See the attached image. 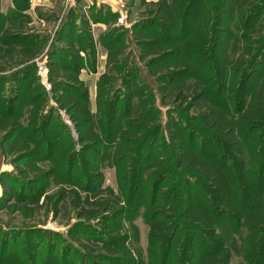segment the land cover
<instances>
[{"label": "rangeland", "instance_id": "rangeland-1", "mask_svg": "<svg viewBox=\"0 0 264 264\" xmlns=\"http://www.w3.org/2000/svg\"><path fill=\"white\" fill-rule=\"evenodd\" d=\"M97 3L0 0V264H264L245 222L264 122L244 118L264 93V0H122L121 27ZM195 154L225 169L237 218L184 176ZM188 190L215 236L186 229Z\"/></svg>", "mask_w": 264, "mask_h": 264}, {"label": "trees", "instance_id": "trees-1", "mask_svg": "<svg viewBox=\"0 0 264 264\" xmlns=\"http://www.w3.org/2000/svg\"><path fill=\"white\" fill-rule=\"evenodd\" d=\"M27 8H28V6H25L22 9V11H24ZM0 26H1V24H0ZM1 28H2V26H1ZM26 69H27V71L23 74V76H25L27 73L28 74L34 73V70H35V69L33 70L32 68H31V70H30V68H26ZM21 78L22 77L19 74V76L15 80L17 82H20ZM23 95L26 96V93H22L21 95L19 94V95L12 96L10 98V104L13 105V102H16L19 99H21L23 97ZM179 96H182V95L179 94ZM192 101H194V104H198V105H200L203 102L201 95L194 96ZM116 107H118V106L116 105L115 108ZM116 114H117V111L115 109L113 110V108H112L110 110V113H109V115H111L109 118L114 117V119H115ZM245 117H246L245 121L249 122L250 126H253V127H260V125L264 122V93H263L262 97L260 98L258 104H256V108L253 111L250 110L249 113L248 112L245 113L244 118ZM35 133L36 132L34 131V134ZM37 134H39V133L37 132L35 134V136H37ZM26 136L31 138L29 135H26ZM203 137H205V136H203ZM45 141L46 140H45L44 136H42V138L40 140H38L40 146ZM50 147H51V145H50ZM52 153H54V152H52ZM205 155H207V154L205 153ZM33 156H34V154H33ZM193 156L194 157H189V158L184 157L183 161L185 162L186 166H188V170L184 173V176L185 177L187 176L190 179H197V180L205 183L207 185V187L210 188L211 198L213 201H215L214 210L216 212V215L218 213H221L223 215L225 213H229V215H234L233 217L237 218L239 215V209H238V206L236 205V203L233 201L234 193L232 191V187L230 186V183L227 180V177H226L227 173L224 172L225 169H223V167L216 166L212 161L207 160L206 158H203L199 155L195 154ZM51 161L53 162V160H51ZM190 170L199 171V173L195 174L194 172H189ZM190 179L186 183V185L188 186L187 189H190V187H191ZM172 189H174V187H172ZM257 195L259 196L260 199H263L262 201H260V199L258 198L260 201L259 204L257 205V207H258L257 211L258 212L257 211L251 212V214L249 216H247V218H245V222L249 226V229L251 231L250 238L253 239L255 244L257 245V250H260L264 246V237H262V235L264 233V229H263L264 228V192L263 193L258 192ZM174 197L176 199V203H175L176 207L179 208L181 205V202L183 201V198L182 199L180 198V194L178 192L175 194ZM188 198H189V200H187V202L184 201L183 202L184 204L181 205V208H183V209L179 208L181 210V214L183 215L184 219L187 221L186 222V224H187L186 229L188 230V232L189 231H201V224H203L204 227H206V231H208L212 236H215L218 233L217 232L218 222H216L214 220L213 216L210 215L211 211L206 209L210 206V204L206 208L198 207L195 204L196 202L192 198V194H191L190 190H188ZM165 201H166V196L163 198V202H165ZM159 206L154 208V210L152 212L153 214H156L159 211L164 212V210H162V208ZM177 208H175V209H177ZM164 209H166V208H164ZM162 216H163V213H162ZM164 216H165V214H164ZM166 225H168V224H166V223L163 224V223H159L156 221L153 222V220H152L151 231H150L151 240H158L160 237H163V235H161V234L165 233V231H166L165 226ZM220 226H222L224 228V231L227 234V232H228L227 225L226 224L225 225L220 224ZM170 233H171L170 235H172V238L173 237L176 238V236H175L177 233L176 230L175 231L172 230ZM171 245L168 244L165 248H163V250H161L162 251V259L165 256L166 261L168 260L169 256H172V254H173V251H172L173 247ZM261 246H262V248H260ZM174 255L176 256V254H174ZM207 261H210V260L208 259ZM227 261H226V264H229L230 259L228 262Z\"/></svg>", "mask_w": 264, "mask_h": 264}, {"label": "built area", "instance_id": "built-area-1", "mask_svg": "<svg viewBox=\"0 0 264 264\" xmlns=\"http://www.w3.org/2000/svg\"><path fill=\"white\" fill-rule=\"evenodd\" d=\"M67 6L74 8L75 6H77L79 4V2L81 0H65ZM116 5L119 8V13H120V17L118 19V26L121 27L122 25H124V21H125V17H124V12H123V8H124V4L122 3V0L116 1ZM39 69V73L41 76L45 77L46 76V71L44 69V64H39L38 66ZM44 69V70H43Z\"/></svg>", "mask_w": 264, "mask_h": 264}, {"label": "crops", "instance_id": "crops-1", "mask_svg": "<svg viewBox=\"0 0 264 264\" xmlns=\"http://www.w3.org/2000/svg\"><path fill=\"white\" fill-rule=\"evenodd\" d=\"M108 1H110V2H108ZM112 1H115V0H106V3H107V5H108V3H111L112 6H113L111 9H112V10H115V12L118 13L119 8H118V6L116 5V2L113 3ZM98 2H99V3L96 4L97 6H98L99 4H106V3L100 2L99 0H98ZM90 5H91V4H89V7H90ZM93 6H94V5H93ZM102 7H103V6H102ZM105 7H106V6H105ZM96 8H97V7H96ZM106 8H107V7H106Z\"/></svg>", "mask_w": 264, "mask_h": 264}]
</instances>
